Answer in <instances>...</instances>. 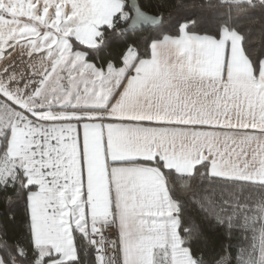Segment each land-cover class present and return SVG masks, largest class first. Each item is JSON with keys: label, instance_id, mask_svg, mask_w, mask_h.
<instances>
[{"label": "snow or ice", "instance_id": "1", "mask_svg": "<svg viewBox=\"0 0 264 264\" xmlns=\"http://www.w3.org/2000/svg\"><path fill=\"white\" fill-rule=\"evenodd\" d=\"M196 7L0 0V264H233L207 250L238 186L264 213V0Z\"/></svg>", "mask_w": 264, "mask_h": 264}, {"label": "trees", "instance_id": "2", "mask_svg": "<svg viewBox=\"0 0 264 264\" xmlns=\"http://www.w3.org/2000/svg\"><path fill=\"white\" fill-rule=\"evenodd\" d=\"M153 3H163L167 5L168 11L171 12L172 20L177 19L179 16L190 13H199V8L196 5L199 4L200 0H152ZM183 5V7H180ZM253 31V41L259 46L264 42V26L259 21L250 26ZM216 195H221L218 191ZM223 195H231L227 190ZM234 201H239L243 206H247L248 209L245 213H250V209L257 204L261 203V196L258 190L251 189L248 187H237L235 189V195L233 196ZM242 207L239 212L236 213L240 217L239 221L234 220L233 226L229 229L228 226H223L217 229L213 234V244L207 250L209 258L213 256L219 257L221 255L230 254L233 258V264H236V257L239 255L240 250L245 248L247 245V238L251 237L248 230L245 231V225L243 223V211ZM235 208V204L233 205ZM18 223L22 226L20 217L22 216V210L18 212ZM13 231H19V228L13 229ZM230 246V247H229Z\"/></svg>", "mask_w": 264, "mask_h": 264}, {"label": "rangeland", "instance_id": "3", "mask_svg": "<svg viewBox=\"0 0 264 264\" xmlns=\"http://www.w3.org/2000/svg\"><path fill=\"white\" fill-rule=\"evenodd\" d=\"M259 205L260 204H257L254 207H252L250 209V213H245V211L248 209L247 206L242 207V211H243L242 217H243V223L245 225V231L248 230L249 233L251 234V237L247 238L249 242H252L253 240L258 238H259L258 240H260L261 234L262 232H264V213H261L259 211ZM259 245L260 243H257L258 248Z\"/></svg>", "mask_w": 264, "mask_h": 264}, {"label": "crops", "instance_id": "4", "mask_svg": "<svg viewBox=\"0 0 264 264\" xmlns=\"http://www.w3.org/2000/svg\"><path fill=\"white\" fill-rule=\"evenodd\" d=\"M254 239V238H253ZM259 239V238H258ZM258 239H255V240H253L252 242H249V241H247L248 243H247V245L245 246V250H247V251H251L252 250V246L253 245H255L256 246V252H255V255L257 256V258L259 257V248L257 247V243H260V240H258ZM259 241V242H258ZM251 243V244H250Z\"/></svg>", "mask_w": 264, "mask_h": 264}]
</instances>
